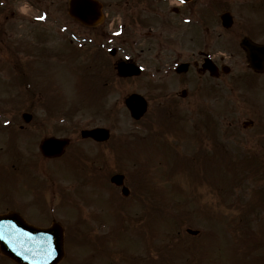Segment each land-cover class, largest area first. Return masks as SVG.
Masks as SVG:
<instances>
[{
	"label": "rangeland",
	"instance_id": "1",
	"mask_svg": "<svg viewBox=\"0 0 264 264\" xmlns=\"http://www.w3.org/2000/svg\"><path fill=\"white\" fill-rule=\"evenodd\" d=\"M15 26L13 32L17 35L20 33L18 32L20 29L26 30L24 26ZM81 30L84 31V29ZM28 31V35L32 37V31ZM45 42L46 46L50 48L56 39L47 36ZM89 51L87 46L77 49L72 65L78 66H71L76 69V72L73 73L64 66L55 65L48 59H44L43 69L38 70L41 74L34 72L31 60L21 59L18 61V65L23 64L26 67L28 65L32 69L31 72H28L27 79L32 77L33 84L36 82L40 84L38 89L46 91L52 102L56 94V103L51 104L50 107L45 104L44 96L37 93L32 94L33 88H27L25 84V86L20 85V88H14L10 73H15L17 76L19 74L16 71H11L10 68L13 64L8 59L0 60V121L4 117H13L15 126L16 121L21 124L22 112L29 111L33 114L30 121L32 128L28 131L32 135L28 140H23L20 145L21 152H24L23 158L27 159L25 161L26 168L31 166V175L33 176H29L22 169L18 172L19 175H23L21 178H17L14 172L0 171V207L5 206V203H1L3 200L23 198L28 202V216L32 220L35 217H40V209L49 212L47 221L55 219L64 226L65 233H67L66 260H75L76 264L104 263L101 260L105 255H102L101 250L91 252L93 248L90 250L87 246L91 241L82 238V232H79V229L83 224V232L89 238L91 235V238L96 239L103 235L106 229L119 224L118 216L115 223L112 221L114 214L121 217L122 225L120 228L110 231L109 245L105 247L106 243L104 244L97 238V246L105 248L106 253L109 251L110 260L105 264H129L127 263L129 261H133L132 264H149L150 262L152 264H250L248 261L252 250L249 240L253 237L246 240L250 233L247 232L245 236L243 233L250 226L255 228L257 233L258 226L259 228L263 226L261 216L256 217L260 210L258 209V212L254 213L256 215L252 216L253 220L243 218L238 221L232 219L234 210L223 209L228 203H221L219 207L220 195L217 189L209 186V183L213 184L214 177H204L212 170V164L208 158L204 157L205 155L200 158V163L191 158L194 161L188 164V169L186 166H181L166 170L163 168L164 161L159 160L160 155H156L149 148H147L148 151L142 149L146 144L150 145L149 142L152 141L148 138L149 134H151L150 137H153V133H158V138L167 141H164L165 144L176 142L180 155L193 157L197 143L191 136L193 134L192 124L175 118L171 121L167 120L166 123L154 119L156 105L153 104V88L146 75L139 79L120 80L113 74H109L107 76L110 88L104 90L103 96L100 89L95 92L96 87L94 88L90 84L91 80L83 72L90 67L89 59L92 55ZM63 59L64 62L67 61L66 58ZM103 60H106L105 55L102 60L99 59V62ZM102 65L103 63L100 62L98 72L91 73L93 79L99 80V76L103 75ZM49 68H53L54 72H51ZM234 71L242 72L241 68L236 69V67ZM230 78L231 76H228L225 78L227 81L223 80L218 93L213 92L205 100L203 109H206L209 115L205 121L208 120L210 131L203 128V146L212 147L217 138V140L222 139L226 143L228 149L232 151L231 154L234 151L235 154H238L237 151L246 152L245 154L263 153V151H259V148L264 143V136L255 129H244L241 124L251 114V108L247 104V95L244 92L245 88L241 87L237 91L229 90ZM32 82L30 83L32 84ZM130 92L143 94L148 100L146 114L137 121L130 117L123 103L124 97ZM208 101L209 103H207ZM99 102L104 105V109L100 107ZM53 105L61 106V115L64 116L63 113H67L68 119L65 122L57 121L56 113H53L55 109ZM213 105L215 106L213 107ZM187 109L191 111L192 107L185 103L181 110L188 114ZM213 113L217 115H213ZM92 126L107 127L111 132L112 140L110 139L104 144L78 141L79 130ZM43 134L71 138L72 144L63 156L66 158L43 159L39 150L36 149L37 144H30L27 148H23L25 144L38 143ZM129 138H135L139 144L132 145L130 148H126L127 150L120 149L119 146L113 147L114 142L119 140V143L124 145ZM111 146L114 151L119 153V156L110 159L109 154L114 153L110 152ZM78 149L83 153L84 159H86V154L91 157L98 149L102 150L110 164H117V168L124 172L125 176L131 177L134 181H141L142 185L144 182L150 183L152 181H150V176H153V203L146 201L142 208L138 203L127 199L125 204L131 210H128L125 215V208L120 211L116 207L117 202L107 195L103 198L99 192L102 189H96V185L105 187L104 183L99 181L102 176L100 171L87 167L81 168L82 164L86 165L87 160L83 159L82 162H79L73 161L74 157L70 159V150L74 152ZM260 157L263 158V155ZM147 158L150 160L147 161ZM36 160L39 162V169L36 166L32 168L33 165L30 163V161L36 163ZM6 161L5 157H0V162ZM157 165L160 167H156ZM161 173H163V179L158 175ZM238 174L240 175V172ZM49 181L55 182L57 186L73 187L74 189L64 187L60 194L61 201L56 204H53L50 193L48 195L46 193L43 197L36 193L34 199L31 193L32 186L37 183L47 186L46 183ZM246 183L248 182H243L239 188L235 189L236 195L241 194L243 198H247L251 189L259 186L264 188V182H256L250 187H247ZM75 187L78 188L75 190ZM108 188L113 189L110 186ZM159 195L161 196L158 198ZM58 196L55 198V202L59 200ZM86 203L95 205L96 208L99 207L101 212L97 213L96 218L101 216L112 224L105 219H102L105 224L92 219L88 213V211L91 212V207ZM150 207H159L161 212L153 211V215H149ZM54 209L55 212H53ZM218 211H221L222 214H217ZM172 212L173 225L167 223L168 217H166V215L170 216ZM126 216L134 222L132 225L130 224L131 227H137L136 230L139 228L140 231L129 229L130 225L125 222ZM77 217H79L78 221ZM247 224L248 226L245 227ZM187 227L198 229V235L192 236L186 233ZM80 240L89 243L85 245ZM137 250L140 254L137 259L139 261L134 257L130 258ZM120 252L125 256H120ZM89 259L90 262H88ZM1 260L2 258H0ZM253 261V264H264V254L261 252L255 254ZM0 264H8V262Z\"/></svg>",
	"mask_w": 264,
	"mask_h": 264
},
{
	"label": "flooded vegetation",
	"instance_id": "2",
	"mask_svg": "<svg viewBox=\"0 0 264 264\" xmlns=\"http://www.w3.org/2000/svg\"><path fill=\"white\" fill-rule=\"evenodd\" d=\"M15 25L26 30L17 35ZM47 36L56 39L50 48ZM79 40L95 59L105 55L107 73L123 60L153 76L155 117H175L188 103L197 119L225 78L231 76V90L246 82L249 126L264 136V48H254L264 46V0H0V59H72ZM243 43L261 70L249 66ZM7 120L0 150L21 143L18 135L31 128ZM20 210L27 213V205L2 209Z\"/></svg>",
	"mask_w": 264,
	"mask_h": 264
},
{
	"label": "water",
	"instance_id": "3",
	"mask_svg": "<svg viewBox=\"0 0 264 264\" xmlns=\"http://www.w3.org/2000/svg\"><path fill=\"white\" fill-rule=\"evenodd\" d=\"M126 103L129 106L134 117H138L143 113L144 105L138 97L131 96L126 100ZM83 135H91L96 139H103L106 137L107 132L106 130L96 129L84 131ZM65 142V140H49L47 141V143H43V151L47 155L59 154ZM121 178V175H117L113 177L112 180L116 183H119L121 181ZM9 217L12 218L16 222V224L21 226L23 229L18 234L14 233L12 235H5L6 233H8V230H5L4 233H0V249L3 254L14 259L19 264H36L37 262L35 261L49 255L51 244L49 243L48 239L43 240L44 238L48 237L49 232L54 238L57 255L52 258V261L48 264H55L61 258L62 239L61 231L57 225L53 226V228L51 229L43 230L26 225L24 222L18 220L13 216ZM6 223L8 222L5 221L4 224ZM35 239L38 241L37 243L34 242ZM29 241H32L30 245H28ZM34 252H36L37 254L41 252L40 256L34 259L35 261L33 260L32 256Z\"/></svg>",
	"mask_w": 264,
	"mask_h": 264
}]
</instances>
